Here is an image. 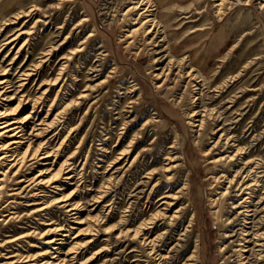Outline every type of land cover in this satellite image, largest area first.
<instances>
[{"label":"rangeland","instance_id":"obj_1","mask_svg":"<svg viewBox=\"0 0 264 264\" xmlns=\"http://www.w3.org/2000/svg\"><path fill=\"white\" fill-rule=\"evenodd\" d=\"M136 1L0 0L2 66H8L29 33L22 35L10 54L12 45L3 47V40L17 29L29 32L41 11L50 23L39 22L32 28L36 33L16 67L30 54L36 63L42 50L60 45L45 64L46 75L28 84L26 91L32 99H42L44 89H38L37 83H48L44 87L51 89L50 102L43 108L39 104L42 111L37 110L45 119L52 105L47 123L57 120L51 132L39 138L35 134L33 139L37 145L46 141L56 149L54 167L67 162L65 172L71 171L72 176L60 178L62 190L45 186L40 195L39 183L32 178L43 161L35 160L19 176L25 182L6 181L0 194V264H39L50 246L38 234L27 235L34 229L46 231L49 226L42 223L51 217L59 228L72 230L68 245L76 254L71 264H182L195 249L197 264H238L232 252L236 248L221 251L229 245L223 235L226 218L219 211L222 199L217 202L222 184L215 180L219 173L212 162L215 152L205 155L204 150L214 145L215 133L217 139L226 132L247 152L264 158V0H173L170 7L148 0V13L157 26L149 35L144 29L135 31L140 27L139 15L129 8ZM33 6L37 15L28 24L27 11ZM69 53L70 60L65 58ZM63 64L62 80L54 86ZM85 90L89 96L78 99ZM39 123L35 128L46 126ZM134 142L138 144L130 148ZM149 145L152 150L142 153L137 167L128 172L135 156ZM172 146L181 154V164L170 174L172 180L162 181L161 192L176 189L188 178L190 213L195 218L188 239L183 232L188 215L183 223H159L153 236H163L157 249L166 257L159 258L149 255L150 249L143 253L139 244L129 246L104 230L112 229L122 216L132 230L155 216L159 204L151 207L150 189L144 191L135 181L147 167H159ZM122 153L129 154V165L124 167L125 159L117 163L116 172L109 171ZM112 174L124 176L115 181L110 180ZM157 179L149 180L153 181L150 188ZM63 192L76 193L85 224L74 222L72 213L78 210L69 213L63 207L49 209L51 216L30 214L40 205H34L40 196L50 201ZM158 193L159 187L152 196ZM104 195L103 202L90 205ZM12 211L19 217H2ZM108 215L115 219L106 220L105 228L103 221L92 222L93 217ZM18 254L34 260L13 263Z\"/></svg>","mask_w":264,"mask_h":264},{"label":"bare ground","instance_id":"obj_2","mask_svg":"<svg viewBox=\"0 0 264 264\" xmlns=\"http://www.w3.org/2000/svg\"><path fill=\"white\" fill-rule=\"evenodd\" d=\"M129 9L130 11L138 12L139 15L137 20L140 21V27L136 28L135 31L139 32L144 29L146 35L155 32L157 26H155L156 23L154 21L156 18H154L151 13H148V0H138L134 2L133 6ZM35 11H38L36 6H33L27 11L28 15L26 16L28 17V24L31 20L36 18L37 13H35ZM131 13L132 12L129 14ZM44 14L45 12L41 11L39 14L40 18L37 19L32 28L38 26L39 22L40 25H49L50 22L46 19L48 16ZM144 14H146L147 18L142 20ZM20 18L22 17H19V19ZM6 25H10V23ZM23 26H26V23H23ZM32 28H28L29 32L24 30V28L17 29L16 32L12 34L13 36L3 40V47L12 45L9 54L17 48L16 42L22 35L29 33L30 39V36L36 33V30ZM28 40L18 48L16 55L7 64V67L2 66V63H0V194L4 190L7 180L16 179L19 183L23 182L25 179H20L19 177L22 170L29 165H33L35 160L43 161L38 175L32 178L39 183L40 195L44 192L41 189L45 186L59 191L62 190L59 181L65 174L67 175L64 176L65 179H72L71 171L65 172L67 169V162L59 165L58 169L54 167L55 160L53 162L52 160L55 159L58 153L56 149H53L46 141L44 144L37 145V142L35 143L33 139L35 134L36 137L39 138L44 132H51L52 125L57 120V118H54L52 122L47 123L48 119L52 116L50 113L53 109L52 105H49L50 108L45 115V119L39 116V113L42 111L41 107L43 108V106L47 105L46 103H49L51 99V89L44 87L48 83H37L39 86L38 89H44L41 94L42 99H32L26 91L28 84L33 82V85L46 75L45 64L53 58L54 51H56L60 45L55 46L52 44L48 49L42 50V52L38 54V62H33L32 54H30L31 59L29 58L26 62L16 67L21 51L29 43ZM65 55H67L65 58L71 59L68 58L70 53L69 55ZM65 67L66 66L63 64L58 70L59 74L53 83L54 86H57V84L61 82ZM80 94L78 99H85L89 96L86 90ZM39 104L41 107L38 106ZM29 106H31L30 111ZM39 107L41 109L40 112L37 110ZM193 116L194 114H192L191 117ZM33 119L35 123L31 122ZM37 120H40L38 125L46 126L43 128H35L37 126ZM214 135L217 136L218 133ZM216 136L214 137V145L210 150H204V153L205 155H209L210 151L212 153L215 152V156L212 157V162L215 164V167L219 169V173L215 177V180L218 184H222L217 202L222 199L221 209L219 211L222 212L226 218L223 224V227H225L223 235L225 244H227L226 241H228L229 245L222 247L221 251L226 253L228 248H236V251L232 250V252L234 256H238V264H258L261 261L264 264V158L258 155L254 156L252 153L247 152L245 148L240 147L235 136H230L226 132H221L217 139ZM135 143L138 144V142L131 143L130 148H132ZM175 146L171 147L170 152L164 154V158L160 161L161 165H159V167H147L142 174L143 176L135 181V185L142 186L144 191L150 189L148 204L151 207L159 204L160 207L155 213V216L148 223H143L141 226L132 230L128 227L129 220L126 216H122L117 225L112 229H107L104 225L105 222H107L106 220H113L115 219L114 216L108 215L106 219L102 216H98L97 218L93 217V221L91 220L93 223L103 221L102 227L105 228V230L103 229L104 233L112 234V237L116 240L126 243L129 242V246L139 244L138 247L141 248L143 253L150 249L149 255L157 254L160 256L159 258H166L157 249L159 240L163 239V236H161V234L157 237L153 236L158 229L159 223H166L167 221H169L170 224L176 223L177 221L183 223L186 220V215H188L187 226L184 227L183 231L184 236L188 239L195 218V213H190L193 204L190 199L191 184L188 178L184 180L181 184L182 186H178L179 188L177 187L175 189L171 187L161 192V187H163V184L161 185L162 181L164 180L167 182L172 180L173 176L170 174L181 164L179 161L182 156L179 151H176L177 147ZM135 147L136 149L138 148L137 146ZM147 150H152L151 145L147 146L135 156L127 169L128 172H132V168L137 167L141 159V154L146 153ZM128 155L129 154L124 153L120 154L117 160L113 162L114 164L110 165L109 171L114 169L116 172L118 170V167L115 168L117 163H121ZM129 162L130 160L126 159V165L124 167L129 165ZM160 172H162V175L157 179L156 177L160 175ZM123 176L124 174L121 177L112 174L110 175V180H122ZM151 179H153V181L156 179L158 180L152 188L150 187L153 181H149ZM157 187H159V193L153 197L152 195ZM75 194L76 193L66 194L63 192L60 197H56L50 201H44L40 196V202L34 204L40 205L37 206L34 211H31L30 214L39 215L41 212V215L47 214L51 216L49 209L54 206L59 208L63 207L66 208L69 213L78 210L72 213V215H75L74 222L78 225L85 224L80 214L82 204L77 200ZM104 197L105 195L93 199V204L90 205L103 202ZM94 209L95 208H93V210ZM170 212L173 213L168 214ZM2 217L15 219L19 217V213L12 211ZM53 219L54 217H51L42 223L45 227L46 225L49 226L46 231L38 232L34 229L27 235L36 236L38 234L40 237H43L44 245L50 246V248L43 253L44 259H39L37 262L39 264H71L76 254L74 248H69L68 245L72 230L59 228L60 225L55 224ZM174 226L175 224L173 227ZM79 227L80 226H78L77 229H79ZM167 233L168 232L165 234ZM179 245L178 243L175 249H178ZM134 250L130 253H133ZM198 258L195 249L182 264H197ZM33 260L34 259H31L30 256L18 254L17 259H15L13 263H27Z\"/></svg>","mask_w":264,"mask_h":264},{"label":"crops","instance_id":"obj_3","mask_svg":"<svg viewBox=\"0 0 264 264\" xmlns=\"http://www.w3.org/2000/svg\"><path fill=\"white\" fill-rule=\"evenodd\" d=\"M160 2V5L163 7H170L171 6V1L173 0H158Z\"/></svg>","mask_w":264,"mask_h":264}]
</instances>
